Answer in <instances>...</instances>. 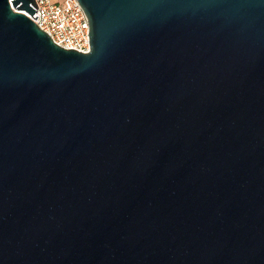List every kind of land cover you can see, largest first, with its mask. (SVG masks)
Here are the masks:
<instances>
[{
	"label": "water",
	"instance_id": "water-1",
	"mask_svg": "<svg viewBox=\"0 0 264 264\" xmlns=\"http://www.w3.org/2000/svg\"><path fill=\"white\" fill-rule=\"evenodd\" d=\"M77 1L0 0V264H264V0Z\"/></svg>",
	"mask_w": 264,
	"mask_h": 264
},
{
	"label": "built area",
	"instance_id": "built-area-1",
	"mask_svg": "<svg viewBox=\"0 0 264 264\" xmlns=\"http://www.w3.org/2000/svg\"><path fill=\"white\" fill-rule=\"evenodd\" d=\"M34 1L36 12L33 18L28 17L48 34L54 44L81 53L89 52V22L77 0Z\"/></svg>",
	"mask_w": 264,
	"mask_h": 264
}]
</instances>
